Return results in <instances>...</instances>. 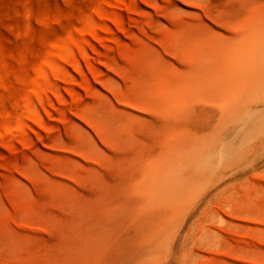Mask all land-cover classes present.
Segmentation results:
<instances>
[{
    "label": "rangeland",
    "instance_id": "374dc122",
    "mask_svg": "<svg viewBox=\"0 0 264 264\" xmlns=\"http://www.w3.org/2000/svg\"><path fill=\"white\" fill-rule=\"evenodd\" d=\"M262 23L264 0H0V264H264V142L144 193L186 134L228 135Z\"/></svg>",
    "mask_w": 264,
    "mask_h": 264
},
{
    "label": "bare ground",
    "instance_id": "6f19581e",
    "mask_svg": "<svg viewBox=\"0 0 264 264\" xmlns=\"http://www.w3.org/2000/svg\"><path fill=\"white\" fill-rule=\"evenodd\" d=\"M250 30L264 33V23L250 28ZM248 48H253L257 53L248 54ZM240 49L243 51L231 59L232 66L243 65L246 67L248 64H255L259 70L252 75L253 79L243 87L241 92L234 87L237 94L242 93L239 99H226L221 104L224 117L233 121L232 127L226 130L228 135L224 136L219 130L226 128L222 120L211 133L201 136H190V133H188L186 134L188 135L186 136L188 137L186 144L184 141L181 145L175 142L177 145L172 147L173 153H170L167 159L158 165V171L147 179L148 187L145 186L144 193L150 199H157L156 201L162 199L163 201L170 193L173 194L171 191L183 189L184 192V190H190L195 181L206 177L223 163L231 149L230 139H239L245 149L264 142V71H262L264 69V43L250 40L248 44L242 45ZM62 50H69L67 41L53 47L51 52L56 54ZM45 63L39 70L41 77L46 76L49 69L55 67L52 60ZM183 91L190 92L189 89ZM34 92L35 95L41 96L43 92L42 84L35 86ZM183 94L185 95V93ZM171 198H166V200L171 201ZM175 198H178V196H174L173 200Z\"/></svg>",
    "mask_w": 264,
    "mask_h": 264
}]
</instances>
